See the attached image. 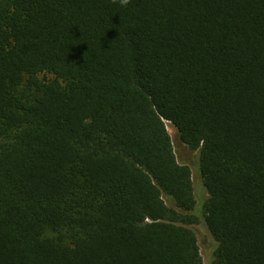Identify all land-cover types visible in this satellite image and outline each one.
<instances>
[{
  "label": "trees",
  "instance_id": "trees-1",
  "mask_svg": "<svg viewBox=\"0 0 264 264\" xmlns=\"http://www.w3.org/2000/svg\"><path fill=\"white\" fill-rule=\"evenodd\" d=\"M165 122L264 264V0H0V264H204Z\"/></svg>",
  "mask_w": 264,
  "mask_h": 264
},
{
  "label": "rangeland",
  "instance_id": "rangeland-1",
  "mask_svg": "<svg viewBox=\"0 0 264 264\" xmlns=\"http://www.w3.org/2000/svg\"><path fill=\"white\" fill-rule=\"evenodd\" d=\"M42 78H50L51 74H40ZM166 123V128L171 136L173 146L176 152V156L179 162L188 165L191 169L192 173V180H193V188L194 194L196 199V204L192 210H190V214L196 217V221L189 226L195 231L199 247H200V254L202 255V259L204 264H209L211 257H212V250H213V240L207 231V227L204 222V208L203 204L208 197V192L204 187L203 183L200 180L198 167L197 166V151L189 150L184 144L180 142L179 134L176 128L169 122ZM164 200L168 205H171V200L164 196Z\"/></svg>",
  "mask_w": 264,
  "mask_h": 264
},
{
  "label": "clouds",
  "instance_id": "clouds-1",
  "mask_svg": "<svg viewBox=\"0 0 264 264\" xmlns=\"http://www.w3.org/2000/svg\"><path fill=\"white\" fill-rule=\"evenodd\" d=\"M119 3L121 7H126L130 3V0H119Z\"/></svg>",
  "mask_w": 264,
  "mask_h": 264
}]
</instances>
